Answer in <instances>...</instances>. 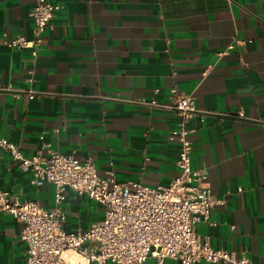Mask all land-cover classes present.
<instances>
[{
  "label": "crops",
  "instance_id": "0c3cea01",
  "mask_svg": "<svg viewBox=\"0 0 264 264\" xmlns=\"http://www.w3.org/2000/svg\"><path fill=\"white\" fill-rule=\"evenodd\" d=\"M48 2L60 10L35 57L6 42L35 38L38 0H0V138L31 157L44 136L119 183L165 186L181 174L172 139L180 117L168 99L176 88L194 93L192 167L209 169L204 185L225 200L213 211L218 224H199L197 233L264 264V0ZM0 187L44 208L58 196L7 151ZM62 196L65 230L104 218L90 196L71 188ZM22 229L1 212L0 264H26Z\"/></svg>",
  "mask_w": 264,
  "mask_h": 264
},
{
  "label": "built area",
  "instance_id": "2783aa9c",
  "mask_svg": "<svg viewBox=\"0 0 264 264\" xmlns=\"http://www.w3.org/2000/svg\"><path fill=\"white\" fill-rule=\"evenodd\" d=\"M58 10L59 5L38 0L32 13L35 38L18 37L7 45L32 49L38 57L43 35ZM234 48L230 45L228 51ZM168 106L180 117L172 139L180 145L181 174L165 186L119 183L101 175L94 163L64 154L59 143H46L44 136L41 151L31 157L15 143L0 138V161L4 151L10 152L22 168L32 172L36 184L48 183L58 190L52 207L44 208L0 187V214L12 213L23 227L26 264H147L151 260L157 264H255L248 257H239L228 245L213 247L197 233L199 224L208 228L218 224L212 220L213 211L225 200L204 185L210 170L192 167L194 139L199 133L195 94L173 89ZM65 188L100 203L105 208L104 218L84 231L65 230L60 205Z\"/></svg>",
  "mask_w": 264,
  "mask_h": 264
},
{
  "label": "rangeland",
  "instance_id": "374dc122",
  "mask_svg": "<svg viewBox=\"0 0 264 264\" xmlns=\"http://www.w3.org/2000/svg\"><path fill=\"white\" fill-rule=\"evenodd\" d=\"M148 264H153L152 262H148Z\"/></svg>",
  "mask_w": 264,
  "mask_h": 264
}]
</instances>
